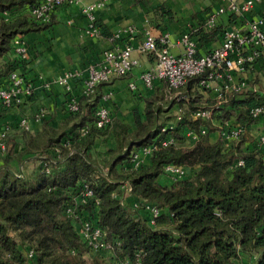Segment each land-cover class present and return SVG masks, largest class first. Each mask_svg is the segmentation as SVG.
<instances>
[{
    "label": "trees",
    "instance_id": "trees-1",
    "mask_svg": "<svg viewBox=\"0 0 264 264\" xmlns=\"http://www.w3.org/2000/svg\"><path fill=\"white\" fill-rule=\"evenodd\" d=\"M38 2L0 0L2 86L14 69L26 81L25 59L12 55V39L44 29L53 20V13L48 23L34 20L31 8ZM94 24L101 35L113 37L104 25ZM204 34L202 44L208 41ZM205 78L206 73L189 77L178 89L164 82L160 91L144 97L142 113L133 110V128L114 117L106 127L94 125L101 86L108 81L89 95L81 94L77 111H67L58 128L43 120L41 130L32 135L21 127L25 147L13 159L21 162L23 156L38 154L40 162L34 174L27 173L10 165L9 149L0 153V264H114L113 255L91 252L65 215L64 207L84 184L94 196L79 205L80 213L101 228L106 240L120 242L118 256L134 260L140 251L142 264H244V256L254 255L252 264H264V143L249 135L264 117L250 114L251 108L264 104V92L226 91L215 107L216 95L202 100V92L211 90L200 84ZM174 105L180 110V127L161 131L175 117L164 114ZM210 107H215L212 120L242 128L227 147L220 140L210 141L208 134L217 130L210 119L192 118L195 110ZM187 129L198 138L182 145ZM170 137L175 143L163 146L161 141ZM96 138L109 141L104 167L90 154ZM152 142L155 147L147 159L132 168L130 152ZM238 158L242 165H236ZM45 162L49 173L43 171ZM166 164L182 166L187 174L171 186L162 185L158 177ZM125 186L140 207L125 203ZM146 204L160 210L153 225ZM29 249L34 255L27 259Z\"/></svg>",
    "mask_w": 264,
    "mask_h": 264
},
{
    "label": "crops",
    "instance_id": "crops-1",
    "mask_svg": "<svg viewBox=\"0 0 264 264\" xmlns=\"http://www.w3.org/2000/svg\"><path fill=\"white\" fill-rule=\"evenodd\" d=\"M219 5L220 0H143L142 2L106 0L101 8L94 11V21L104 25L113 34L112 38L105 37L100 32L88 34L86 29L90 21L77 6L69 5L58 8L53 13V20L48 27L28 32L22 37L27 45L22 72L26 82L32 86L31 94L25 97L19 105L8 108L0 105V128L8 127V149L11 146L15 149L14 152L11 150V157L9 156L10 165L20 171L23 169L27 173H35L40 162L38 154L23 156L24 159L21 162L13 159L25 147L20 120L26 118L28 128L25 130L32 135L41 130L43 120L53 128L62 125L67 116L65 109L67 100L72 96L77 98L81 96L86 67L99 64L107 49L120 47L126 43L135 48L143 37L144 31L150 30L156 36L168 33L171 43L169 48L174 53H181L183 50L182 45L177 43L179 37L185 32L190 33L196 41L197 53L202 54L220 44L224 30L233 26L245 28L246 20L250 18L262 17L264 20V0H258L250 13L242 17L229 12L218 14L215 18V25L210 29H205L203 24L206 17ZM126 27H133L134 32L125 33L123 30ZM204 33L208 34V41L202 44L200 37L205 35ZM132 56L138 59V64L127 75L114 77L101 86L102 92L109 91L111 94L109 109L112 118L121 120L123 124L130 125L131 128H133V110L137 109L139 113H142L144 97L155 90L160 91L164 83L156 80L151 88H147L140 79V74L153 66L154 57L151 54H141L136 49ZM74 70L83 72L80 77L69 79L66 84L52 83L47 88L44 87V79H55L67 71ZM243 81L246 86L239 91L252 90L256 93H263L264 62L257 60L244 71L233 72L231 83ZM216 82L222 84V80L210 81L207 87L211 90L202 92V100L216 95ZM129 83H134L133 90L129 88ZM40 109L44 110L45 116L39 120L34 115ZM210 121L213 125H217V122L215 123L212 119ZM171 122L180 127V122L175 117ZM262 134H264V117L252 125L249 131L252 139ZM185 135L189 137L188 133ZM208 137L211 142L222 141L225 147L231 144L230 140L220 138L219 130L210 132ZM190 140L193 141L191 137ZM108 142L104 138H96L90 150L91 156L98 160L104 157L109 146ZM158 182L166 186L173 184V180L166 175L159 176ZM124 201L132 206L139 204L138 199L130 194L127 198L125 197Z\"/></svg>",
    "mask_w": 264,
    "mask_h": 264
},
{
    "label": "built area",
    "instance_id": "built-area-1",
    "mask_svg": "<svg viewBox=\"0 0 264 264\" xmlns=\"http://www.w3.org/2000/svg\"><path fill=\"white\" fill-rule=\"evenodd\" d=\"M106 0H96L85 2L83 0H39V2L31 8V16L39 23H48L52 13L62 6H77L80 12L85 15L90 23L86 32L88 34H97L98 28L95 26L94 11L101 8ZM258 0H220V5L206 17L203 27L210 29L215 25V18L218 14L229 12L233 15L243 16L250 13ZM7 16L6 12L2 13ZM264 20L262 17H255L246 20L245 28L231 27L224 30L222 41L220 44L210 51L197 54L196 41L191 37L190 33H183L177 43L182 45L181 53H174L170 50L169 34L162 33L156 36L152 31H144V35L134 48L131 44L126 43L120 47L107 49L103 53L102 60L99 64H91L86 67V75L83 78V87L81 94H91L95 87L101 83L111 80L114 77L127 75L137 64L138 59L132 56L136 49L141 54H151L154 57V64L151 68L140 74V79L147 88H151L154 81L160 80L166 82L168 88L178 89L185 84L189 77L206 73V78L200 84L207 87L210 81L222 80V86L217 88L216 97L218 102L215 107L221 103V95L223 92L234 90L239 91L243 88L245 82L231 83L233 72H241L246 65H251L257 60L264 62ZM127 34L134 32L133 27H126L123 30ZM176 44V43H175ZM27 45L20 35L15 36L11 41V53L14 57L25 59ZM82 70L67 71L64 75L55 79L46 78L43 81L44 87H48L52 83L66 84L73 77H80ZM129 88H135L134 83L128 84ZM32 86L28 84L19 69L10 71L6 78L5 85H0V105L8 108L22 103L23 99L31 94ZM175 95V94H174ZM178 95V93H177ZM111 94L109 91L103 92L101 95V104L95 110L94 125L97 128L106 127L112 121V114L109 109V101ZM215 107L206 109H197L192 112L193 119L209 120ZM66 111L75 112L78 109V98L70 97L65 105ZM44 110H39L34 116L36 119H42ZM253 117L264 115V104L257 105L250 109ZM176 120L182 121L180 110L177 112ZM20 125L28 128L26 118L20 120ZM176 127L175 123H168L161 128V131ZM217 130L220 132L221 139H228L231 142L238 139L242 132L240 126H232L230 122H218ZM82 132L84 129L81 130ZM201 134L207 132L204 126L199 128ZM8 127L0 128V153L8 150L6 143V135ZM189 137L195 141L198 136L192 130L187 129ZM261 143H264V134L258 137ZM156 140V138H155ZM175 143L173 138H166L161 141L165 146L168 143ZM155 143L152 142L146 146L139 147L130 152L129 164L132 168L138 167L147 159ZM243 160L238 158L236 165H242ZM43 171L49 173V167L46 162L43 163ZM106 170V169H105ZM162 174L168 176L174 181L183 178L187 173L182 166L175 164H166L163 166ZM16 175H20L16 173ZM130 187L125 186V191L130 192ZM94 196L93 190L84 184L73 201L64 207L67 217H70L76 225L77 232L91 252L102 251L115 257L114 264H142L140 251L135 253L134 260L127 256H118L116 248L120 246L119 241H108L101 228L94 224L91 220L84 218L79 210V205L85 204L88 199ZM145 209L149 212V223L154 224V219L160 213V210L153 205L146 204ZM34 252L32 249L26 251L27 259L32 258ZM241 264V263H237Z\"/></svg>",
    "mask_w": 264,
    "mask_h": 264
},
{
    "label": "rangeland",
    "instance_id": "rangeland-1",
    "mask_svg": "<svg viewBox=\"0 0 264 264\" xmlns=\"http://www.w3.org/2000/svg\"><path fill=\"white\" fill-rule=\"evenodd\" d=\"M249 66H247L246 68H248ZM245 68V69H246ZM244 71V70H243ZM209 85H211V83L209 84ZM216 86H217V88H219V87H221L222 85H221V83L220 84H217V82H216ZM244 86H246V83L244 84ZM243 86V87H244ZM177 112H178V107H177V105L176 106H174L173 108H171V109H169L167 112H165L164 114L165 115H169V114H171L173 117L175 116V118H176V116H177ZM213 121H215V122H217L216 120H213ZM172 123V122H171ZM218 123V122H217ZM8 135H7V142H8ZM107 141V140H106ZM191 142V140H190V137H188L187 135H184L183 136V139L181 140V143L180 144H182V145H189V143ZM107 145H109V144H107ZM228 145H226V147H227ZM11 150L14 152L15 151V149H14V147L13 146H11L10 148H9V150H8V155L11 157ZM8 156V157H9ZM104 157H105V155H104ZM104 157H100L99 158V161H100V165H102L103 167L105 166V164L102 162L103 161V159H104ZM11 159V158H10ZM9 159V160H10ZM106 169V168H105ZM104 169V170H105ZM187 172V171H186ZM160 177L161 176H164V174H160L159 175ZM128 194H129V192H127V191H125L124 193H123V195H124V198L123 199H125V197L127 198L128 197ZM137 207H140L139 206V204H137L136 205ZM133 207H135V206H133ZM255 260V258H254V255H246V256H244V260H243V263L244 264H252L251 262L252 261H254Z\"/></svg>",
    "mask_w": 264,
    "mask_h": 264
}]
</instances>
